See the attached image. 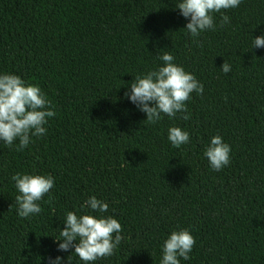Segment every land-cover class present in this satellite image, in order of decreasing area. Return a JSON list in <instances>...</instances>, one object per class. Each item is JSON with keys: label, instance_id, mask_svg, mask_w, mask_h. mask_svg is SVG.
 I'll return each instance as SVG.
<instances>
[{"label": "trees", "instance_id": "16d2710c", "mask_svg": "<svg viewBox=\"0 0 264 264\" xmlns=\"http://www.w3.org/2000/svg\"><path fill=\"white\" fill-rule=\"evenodd\" d=\"M180 0H0V74L38 85L56 115L46 135L22 152L0 141V264H69L58 251L66 213L100 214L108 204L124 240L92 264H160L173 231L195 239L180 264H264V0L225 11L230 23L192 38ZM168 52L203 84L186 102L190 118L163 115L148 124L125 92ZM231 72L220 71L224 62ZM190 141L173 148L168 129ZM219 135L230 163L213 170L204 151ZM16 173L51 175L42 211L17 215ZM62 242V241H61ZM76 243V242H74ZM70 264H83L73 254Z\"/></svg>", "mask_w": 264, "mask_h": 264}, {"label": "clouds", "instance_id": "9594fccd", "mask_svg": "<svg viewBox=\"0 0 264 264\" xmlns=\"http://www.w3.org/2000/svg\"><path fill=\"white\" fill-rule=\"evenodd\" d=\"M242 0H180L176 9L189 22L184 30L192 38L199 37L205 31H215L214 14L219 13L220 27L230 23V17L223 13L238 8ZM253 48H264V35L253 39ZM162 66L146 74L137 75L125 97L139 111L146 114L148 124H156L163 115L175 118L177 113H183V120L190 116L186 102L195 92L202 95L204 86L196 77L175 64L174 57L168 52L157 57ZM232 70L228 62H224L220 71L224 74ZM163 114V115H162ZM56 115L54 106L38 85L29 84L15 74H0V141L12 148L15 141H19L15 150L22 152L28 147L33 137L46 135L45 125L49 118ZM168 140L173 148L179 149L190 141V134L179 127L168 129ZM230 146L221 136L211 138L204 151L210 167L221 171L230 163ZM18 192L15 196L17 215L27 219L39 214L42 209L39 202L48 195L55 186V179L51 175L16 173L11 177ZM84 208H89L100 214L99 217L90 214L77 215L75 212L66 213L63 230H59L60 238L58 251L67 252L74 249L75 254L83 264H92L99 259L110 257L124 240L121 235L123 228L117 219L105 216L108 204L95 196L85 201ZM62 241V242H61ZM76 242V243H74ZM195 244L194 237L186 229L173 231L162 245L160 264H180V259L187 261ZM71 255V256H72ZM68 261L70 264V258ZM62 258H49L50 264H61Z\"/></svg>", "mask_w": 264, "mask_h": 264}]
</instances>
